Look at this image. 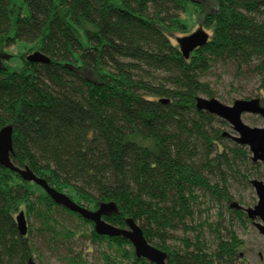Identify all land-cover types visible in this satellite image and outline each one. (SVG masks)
<instances>
[{
  "label": "trees",
  "instance_id": "obj_1",
  "mask_svg": "<svg viewBox=\"0 0 264 264\" xmlns=\"http://www.w3.org/2000/svg\"><path fill=\"white\" fill-rule=\"evenodd\" d=\"M191 7L212 34L187 58L171 36L193 32L181 15ZM19 41L49 62L21 53V65L12 63L16 55L6 49ZM219 62L239 76L256 74L264 105V0H0V130L15 128L12 161L92 210L116 203L105 218L127 227L133 217L172 264H237L245 241L223 224V212L196 222L198 190L243 216L232 183L264 179V164L230 137V124L197 107L199 96L218 95L206 78ZM21 210L26 236L17 226ZM61 212L107 244L103 264H154L129 240L97 233L95 223L2 165L0 264H27L39 251L29 236L32 216L49 243L73 239ZM180 230L183 246L171 244Z\"/></svg>",
  "mask_w": 264,
  "mask_h": 264
},
{
  "label": "rangeland",
  "instance_id": "obj_2",
  "mask_svg": "<svg viewBox=\"0 0 264 264\" xmlns=\"http://www.w3.org/2000/svg\"><path fill=\"white\" fill-rule=\"evenodd\" d=\"M197 7H191L188 13L181 14L190 24H193L191 32L201 28L200 23L197 22ZM204 29V28H203ZM207 32L212 34L210 29H205ZM189 33H182L174 31L171 36L172 42L178 44V39L184 37ZM179 45V44H178ZM29 43L25 41H19L15 45L10 46L6 49L8 53H14L16 57L13 58L12 63L21 65L20 55H30L36 50H27ZM236 68L233 64H223L219 62L215 66L212 72L207 76L206 80L210 81L211 84L217 89L218 95L216 96L222 102L227 105L234 103L236 99L241 98H252L256 97L259 92V77L253 74L252 71H245L244 74H236ZM204 97H207L203 95ZM244 121L250 126H264V117L257 114L244 113L242 115ZM232 134L237 132L231 128H227ZM248 147V146H247ZM249 148V147H248ZM252 157V152H251ZM263 163V162H261ZM264 164V163H263ZM258 178V176H252V178ZM264 181V179H262ZM231 188L233 194L239 202L238 204L243 208V216L238 214H232L222 201H219L214 195L208 190H198L197 194L200 196V204L197 206L196 222L200 223L203 220L208 222H214L219 219V213L223 212L224 225L233 227L237 231L240 238L244 239L245 244L241 247V252H244L243 261L246 264H264V235L260 232L256 223L262 222L261 218L251 219L246 216L245 208L254 207L257 205L259 200L258 194L255 191L251 183V187H244L240 183L234 181ZM59 221L65 224L68 228L75 230L76 235L71 240L58 239L57 243H49L46 236L41 235L38 231L40 228V219L36 216L30 218L29 223L34 226L32 234L29 236L34 240V243L39 248V251L34 254V258L37 264H69L67 259L73 258L74 255H81L83 259H86V264H103V257L101 252L108 250L107 244H100L99 242H93L90 238V227L81 223L76 216H71L68 213L61 212L59 215ZM232 223V225H230ZM185 235L184 230H180L176 234V238L171 239V244L176 246H183L182 237ZM192 236V233H189ZM208 239H211L209 229H207ZM239 261V260H238ZM124 264H131L125 262Z\"/></svg>",
  "mask_w": 264,
  "mask_h": 264
},
{
  "label": "water",
  "instance_id": "obj_3",
  "mask_svg": "<svg viewBox=\"0 0 264 264\" xmlns=\"http://www.w3.org/2000/svg\"><path fill=\"white\" fill-rule=\"evenodd\" d=\"M209 38L210 33L203 28L196 29L194 32L180 37L178 39V44L182 55L190 58L191 53L195 51L196 48L206 45ZM27 60L30 62L43 63L49 62V57L44 52L36 50L27 56ZM198 98L197 107L208 112L210 111L219 118L225 119L230 124L231 128L237 132V134L229 133L230 137L239 144L249 147V150L252 152L253 161L264 163V126L252 127L242 118L244 113H254L264 117V105H261L258 97H252V99H236L231 105L225 104L217 97L199 96ZM14 133L15 128L11 124L3 125L0 130V165L11 169L13 172H18L25 181H31L37 185L39 184L51 195L55 203L64 206L70 211L79 213L86 219L95 223V230L97 233L112 237L122 236L126 240H129L133 244L135 253H137L139 258L144 257L154 264H172L169 262L168 252L159 249L153 242H149L143 228L133 217L127 218V227L115 225L105 218L106 215L115 213L118 210L116 203L104 202L98 208L92 210L86 205L76 202L64 191L57 190L44 177L37 175L28 164H26V166H20L14 163V161H12V155L15 152ZM250 183H252L255 188L259 200L254 207H246L245 212L251 219L261 218L262 222L256 223V226L264 235V181L256 177L251 179ZM239 207L242 208L241 205H239ZM17 226L21 235L26 236L29 226L24 210L18 213ZM27 264H37V262L34 258H30ZM238 264L245 263L239 262Z\"/></svg>",
  "mask_w": 264,
  "mask_h": 264
},
{
  "label": "flooded vegetation",
  "instance_id": "obj_4",
  "mask_svg": "<svg viewBox=\"0 0 264 264\" xmlns=\"http://www.w3.org/2000/svg\"><path fill=\"white\" fill-rule=\"evenodd\" d=\"M241 253H242V254H241ZM243 256H244V252H240V258L238 259V260H239L238 263H239V262H244L243 259H242ZM238 263H237V264H238ZM244 263H245V262H244ZM245 264H246V263H245Z\"/></svg>",
  "mask_w": 264,
  "mask_h": 264
}]
</instances>
